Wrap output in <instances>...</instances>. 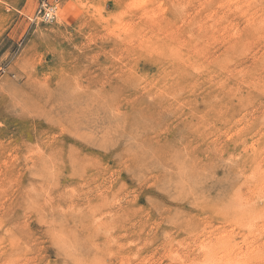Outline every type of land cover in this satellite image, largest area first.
Returning a JSON list of instances; mask_svg holds the SVG:
<instances>
[{
    "label": "rangeland",
    "instance_id": "374dc122",
    "mask_svg": "<svg viewBox=\"0 0 264 264\" xmlns=\"http://www.w3.org/2000/svg\"><path fill=\"white\" fill-rule=\"evenodd\" d=\"M0 0V264H264V0Z\"/></svg>",
    "mask_w": 264,
    "mask_h": 264
},
{
    "label": "built area",
    "instance_id": "2783aa9c",
    "mask_svg": "<svg viewBox=\"0 0 264 264\" xmlns=\"http://www.w3.org/2000/svg\"><path fill=\"white\" fill-rule=\"evenodd\" d=\"M59 0H42L36 10L34 20L43 24H51L57 18Z\"/></svg>",
    "mask_w": 264,
    "mask_h": 264
}]
</instances>
